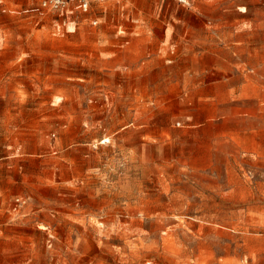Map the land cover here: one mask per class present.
<instances>
[{
	"label": "rangeland",
	"instance_id": "374dc122",
	"mask_svg": "<svg viewBox=\"0 0 264 264\" xmlns=\"http://www.w3.org/2000/svg\"><path fill=\"white\" fill-rule=\"evenodd\" d=\"M0 0V264H264V0Z\"/></svg>",
	"mask_w": 264,
	"mask_h": 264
},
{
	"label": "built area",
	"instance_id": "2783aa9c",
	"mask_svg": "<svg viewBox=\"0 0 264 264\" xmlns=\"http://www.w3.org/2000/svg\"><path fill=\"white\" fill-rule=\"evenodd\" d=\"M106 0H43L41 5L46 10L56 11L63 15L70 12L71 5L78 4L80 10L87 12L93 3L102 4ZM185 2L186 0H179Z\"/></svg>",
	"mask_w": 264,
	"mask_h": 264
}]
</instances>
